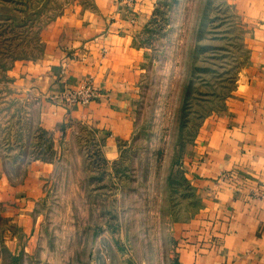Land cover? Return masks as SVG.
<instances>
[{
    "label": "rangeland",
    "instance_id": "1",
    "mask_svg": "<svg viewBox=\"0 0 264 264\" xmlns=\"http://www.w3.org/2000/svg\"><path fill=\"white\" fill-rule=\"evenodd\" d=\"M88 1L0 0V264H169L164 223L196 201L182 159L248 61L231 0H160L144 34L151 57L135 140L115 164L84 130L58 152L20 78L41 58L48 23ZM39 159L57 169L26 203L18 189Z\"/></svg>",
    "mask_w": 264,
    "mask_h": 264
},
{
    "label": "crops",
    "instance_id": "2",
    "mask_svg": "<svg viewBox=\"0 0 264 264\" xmlns=\"http://www.w3.org/2000/svg\"><path fill=\"white\" fill-rule=\"evenodd\" d=\"M159 1L89 0L48 23L42 56L20 84L58 152L84 130L99 144L98 156L115 164L122 145L135 140L151 57L144 34ZM231 1L246 26L249 57L225 110L201 125L182 159L196 201L164 223L169 264H264V0ZM84 83L98 97L69 105L67 95ZM55 166L36 160L16 198L36 202L50 188Z\"/></svg>",
    "mask_w": 264,
    "mask_h": 264
},
{
    "label": "built area",
    "instance_id": "3",
    "mask_svg": "<svg viewBox=\"0 0 264 264\" xmlns=\"http://www.w3.org/2000/svg\"><path fill=\"white\" fill-rule=\"evenodd\" d=\"M98 95L99 92L94 89L91 83H84L78 92L67 95L66 101H68L69 105L74 103L87 105L96 99Z\"/></svg>",
    "mask_w": 264,
    "mask_h": 264
}]
</instances>
